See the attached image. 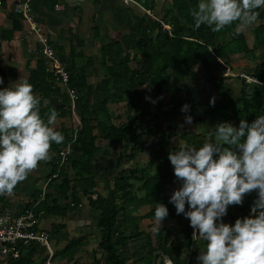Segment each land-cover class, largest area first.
I'll return each mask as SVG.
<instances>
[{"label":"trees","instance_id":"16d2710c","mask_svg":"<svg viewBox=\"0 0 264 264\" xmlns=\"http://www.w3.org/2000/svg\"><path fill=\"white\" fill-rule=\"evenodd\" d=\"M137 1L147 6V0ZM197 3L198 0H170V8L164 11L163 19L172 24V36L162 31L157 22L140 21L137 30L142 34L151 32L152 36L146 43L139 45L137 53L123 54L120 51L119 61L112 60V66L108 69V78L113 84L111 89L106 88L107 78L95 86L92 97L89 98V93L85 90L83 69H68L67 86L78 93L74 108L79 118L76 127L69 97L61 90L53 73L46 70L42 58L37 60L36 69L28 80L41 100V115L46 118L48 111L54 108L59 114L56 129L65 137L63 143L52 145V175L58 169L60 151L68 144L70 147L65 163L59 167L55 176L60 182L53 185L52 194H44L36 212L43 209L46 212L57 211L63 214L65 209L59 205L61 199L70 198L74 205L78 203L80 194L86 196L89 204L99 211L100 248L104 256L102 262L95 260L94 264H126L125 257L118 252L119 249L125 247L128 240L133 241L141 235L147 244L142 264H151L156 250H162L172 264H185L191 249L190 264H200L197 256L204 250L205 244L199 239L192 244V227L188 218L185 225H179L180 230L162 228L145 233L139 226L141 219L154 217V206L157 203L167 207L168 215L165 219H173L178 223L184 219L182 214L176 213L174 205L169 203L165 191V184L174 174L168 154L179 149V145L170 146V142H173L172 136L176 133L173 122L177 121L178 116H193V124L203 125L205 133L211 136L210 140H214L217 124L230 120L239 124L241 119L251 123L257 116L264 115V55L249 73L260 82L259 86L246 83L242 79L237 99L233 98L230 88L222 79L213 83L212 87L218 98L205 108H200L193 101L192 95L196 93V87L185 91L183 85L188 87L192 79L197 77V72L193 69L195 64L200 65L213 81L212 72L221 66L216 60L217 57L229 65L234 54L254 56L257 45L264 50V22L252 28L254 43L249 46L246 34L238 29V24L225 27L220 32L211 31L207 25L196 28L190 10ZM258 11L260 22L264 18V9ZM115 44L103 46L102 56L113 58L114 55L109 49ZM173 82L176 86L172 87ZM2 88L5 87L0 86ZM166 95L168 98L164 101ZM142 99L146 100L148 118L141 124L138 117L130 112L133 104ZM109 100L126 104L125 120L121 118V114L113 117L109 113ZM185 105L187 108L182 111ZM149 135L159 138L154 151L143 147ZM179 139L184 140L189 147L197 149L207 142L205 135L195 131L191 134L181 132ZM106 142L123 144L124 153L120 155V161L123 156L132 159L137 151H147L150 156L144 166L122 170L113 179V188L107 196L97 193V197L92 199L90 195L95 192L97 182L90 165ZM256 196L257 192L253 191L244 196L241 205H236L241 219L257 214H251L250 208ZM48 200L50 204L47 206ZM143 205L150 206V211L143 216L135 215ZM155 236L159 242L153 246ZM30 245L22 250L30 248ZM74 250L76 248L69 247L68 254ZM26 256L22 252L12 264H28L30 257ZM24 257L26 263H22ZM156 258L161 256L157 255ZM160 264H163L162 260Z\"/></svg>","mask_w":264,"mask_h":264},{"label":"crops","instance_id":"0c3cea01","mask_svg":"<svg viewBox=\"0 0 264 264\" xmlns=\"http://www.w3.org/2000/svg\"><path fill=\"white\" fill-rule=\"evenodd\" d=\"M17 1L19 0H0V78L3 80V84L0 86L2 87H12L13 83L19 79L28 81L30 75L32 76V71L36 69L37 60L42 58L44 61L39 51L36 34L29 31L22 18L12 11V6ZM31 5L41 33L48 38L67 69H83L85 90L91 98L95 86L103 83L109 77L108 69L109 66H112V60L119 61V52L122 51L123 54L137 53L139 45L146 43L152 36L151 32L142 34L137 30L140 21L150 20L149 10L162 16L164 11L170 8V0H147V6L137 0H128L127 3L123 0H31ZM263 22L264 18L256 24ZM112 43L119 44L112 45L109 49V52L111 51V54L114 55L113 58L103 57L102 47ZM252 44L248 42L249 46ZM258 48L261 49V46L257 45L255 51ZM258 51L261 52V50ZM240 54L242 55V53L232 55L231 59L241 56ZM255 63L247 70V73H250ZM197 66L200 65L195 64L193 69L195 70ZM45 67L49 71L46 63ZM243 67L232 70L230 64L223 63L217 71L212 72L211 76L227 82L228 75L239 77L240 72H245ZM198 74L197 72V76ZM203 74L206 75L204 71ZM222 74L224 75L222 76ZM220 75L224 78H221ZM58 85L62 91H65L62 83L58 82ZM112 85V80L108 78L106 88L111 89ZM226 86L231 88L227 84ZM194 94L200 98L198 89ZM209 94H212V97H218L214 91H209ZM143 102L146 104V100L142 99L133 104L132 108L135 109L139 103ZM125 110H127V106L124 102H108V111L113 117L121 114V118L125 120L126 114H122ZM130 113L138 117L133 109ZM57 122L58 120L54 125L55 128ZM231 122L228 123L231 124ZM145 140L147 141V139ZM146 141L143 143V147L149 148L152 144H147ZM100 150L90 167L97 182L95 192L102 196L108 195L113 188V179L122 170L142 167L150 156L147 151H137L132 159L123 156L120 161V155L124 153V146L119 142H106ZM126 151L129 153L128 149ZM53 157L52 152V158L47 162H41L38 168L17 186L12 196H1L0 213L3 211L22 213L42 194L53 193V185L60 182L58 177L52 176ZM57 170L59 167L55 172ZM49 204L50 200H48L47 206ZM59 205L60 208L65 209L63 214H59L57 211L46 212L43 209L39 211L36 229L48 233L47 243L46 245L32 243L30 248L22 250L25 255L30 257V261L27 263L94 264L95 260L102 262L104 254L100 248L99 211L89 204L86 196L81 194L78 203L73 205L69 198L61 199ZM150 209V206L143 205L139 207L135 215L143 216ZM149 219L143 218L139 221L140 230L145 233L162 228L170 229V225H166V220L173 222V219H164L162 222L164 225L153 228L147 224L148 221L155 222V219L152 221ZM181 226L177 225L175 230H180ZM157 241L159 242V240ZM157 241L155 242L153 239L152 245L154 246ZM69 247H74L76 250L68 254ZM146 247L144 236L141 235L133 241L128 240L125 247L120 248L118 252L125 257L126 263L142 264V257L146 256ZM26 257L23 258L22 263H26ZM160 260L164 264L163 257L156 258V264H160ZM13 262L14 259L0 255V264H12Z\"/></svg>","mask_w":264,"mask_h":264},{"label":"clouds","instance_id":"9594fccd","mask_svg":"<svg viewBox=\"0 0 264 264\" xmlns=\"http://www.w3.org/2000/svg\"><path fill=\"white\" fill-rule=\"evenodd\" d=\"M259 9H264V0H198L190 15L196 28L207 25L220 32L234 24L257 23ZM247 79L260 84L255 77ZM40 105L27 80L0 89V196H12L41 162L52 158V145L64 142L63 133L54 127L58 112L50 109L45 118ZM191 122L187 116L185 123ZM168 160L182 182L169 203L189 219L193 239L204 242L197 256L200 264H264V115L251 123L241 119L239 126L217 124L215 139L198 149L180 141ZM253 191L258 198L251 211L257 214L237 218L232 225L222 222L228 207L241 205ZM167 215L164 204L154 206L158 228Z\"/></svg>","mask_w":264,"mask_h":264},{"label":"built area","instance_id":"2783aa9c","mask_svg":"<svg viewBox=\"0 0 264 264\" xmlns=\"http://www.w3.org/2000/svg\"><path fill=\"white\" fill-rule=\"evenodd\" d=\"M125 3L128 0H123ZM14 14L19 15L27 24L29 31L36 34L39 51L42 55L49 70L53 73L56 79L65 87V92L69 97L70 110L75 119L76 126L79 124V118L75 114V102L78 93L74 88L68 87L69 73L63 60L58 56L56 50L50 44L48 38L44 36L35 20L31 0H19L12 6ZM149 19L152 22L159 23L162 31L172 36V24L170 21L163 19V15L159 16L152 10L148 12ZM216 60L223 64L222 60L217 57ZM239 77H242L246 83H251L247 78L251 75L246 72H240ZM70 152L69 144L65 149L60 151V161L58 167L65 163L66 156ZM58 172V171H57ZM57 172L52 176L55 177ZM44 194L35 199L33 203L22 213H13L3 211L0 213V255L11 259H18L21 255L23 247H27L32 243L38 245H46L48 233L43 230L36 229L38 222L39 211L36 212L38 203L42 200ZM91 198L97 197L96 192L91 193Z\"/></svg>","mask_w":264,"mask_h":264},{"label":"rangeland","instance_id":"374dc122","mask_svg":"<svg viewBox=\"0 0 264 264\" xmlns=\"http://www.w3.org/2000/svg\"><path fill=\"white\" fill-rule=\"evenodd\" d=\"M255 25H256V23L253 24V25H251V26H247V27L238 26V29L239 30H242L243 33H246L247 40H248V42L250 44L253 43L252 28ZM258 50H261V52L258 51ZM258 50L255 51V55L254 56L245 55V54H242L241 55L240 54L241 56H236L235 58H233L232 61H231V63H230L231 69L232 70H237V69L242 68L244 66L243 67V70L245 69V72L247 73V70H249L254 65L255 62L260 61L261 58L264 55V52H263L264 50L262 48L261 49L258 48ZM195 70H196V72L199 73L198 76H197V78L196 79H192L193 81H191L192 83L190 82L188 84V87H185V85H183V86L185 88V91L190 90L191 87H196L197 86V89L200 92V98L199 97H196V94H194V95H192L193 101L196 104H198L200 108H205L209 104H211L214 100H216V96L213 94V96H215V97H212L211 96L212 94L210 95L209 94V91L210 92L213 91V89H212L213 83L217 82L218 81V78L217 77H214V80L213 81H210L208 79L209 76L203 74L204 69H202L201 66H197L195 68ZM224 72H225V70H224ZM215 75L218 76V74H216V73H215ZM223 75L224 74H222V76ZM222 76H221V78H224ZM226 78L228 79V81L227 82L224 81V83H226L228 86L231 87L230 88L231 95L233 96V98H236V99L239 98V93H240L239 91H240V87H241V80L243 78L242 77H237V76H230V75H228ZM193 85H195V86H193ZM171 86L172 87L173 86H176V83L173 82L171 84ZM165 97L166 98L164 99V101L168 98V95H166ZM139 106H141V107L138 108ZM132 109H133V112L138 116L139 122L141 124L143 122H145V120L148 118V116H147V106H145L144 102L141 103V104L139 103L138 106L135 109L131 107V110ZM125 112H126V110L122 114L124 115ZM186 117L187 116H185V117L178 116L177 121L173 122V127L176 129V133L172 136L173 142H170V145H180V141L185 142L184 140L179 139V134L181 132H184V131L185 132H188L189 134H191V132H193V131H198L200 134L205 135L206 140L209 141L210 138H211V136L209 134L205 133L204 126L203 125L196 126V125L193 124V122H191V124L185 123V118ZM190 117H191V120H192V117L193 116H190ZM230 121H232V120H230ZM231 124L233 126H239V124L235 123L234 121H232ZM208 129H210V128H208ZM146 139H147V141H146L147 144L148 143L152 144L151 146H149V149H152L154 151V149H155V147H156V145H157V143L159 141L158 140L159 139L158 136H150L149 135V136L146 137ZM213 139H215V136H214ZM177 140H179V141H177ZM172 178L170 180H168L167 183L165 184V191H166V194L168 195V198L169 199H170L172 193L175 190H177L181 186V183H182L180 180H177L176 179V177L174 176V174H173V177ZM237 209H238V207L236 205L229 206L228 209H227V214L222 217V222L227 223L229 225L234 224L235 220L237 218H240ZM188 210L189 209H188L187 204H186L185 205V211H188ZM183 217H184V219L181 222H179V223L178 222H175L174 220H173V222H170L169 220H166L167 221L166 222V225H170V228H176L177 225H185V222H186V219L187 218L184 215H183ZM152 218H150L149 220L152 221L153 219H155V218H153V219ZM162 222H161V225H164V224H162ZM147 225H150V227L152 226L153 228L155 226H158L156 224V222H149V221H148V224ZM154 240L156 242L158 240V237L155 236L154 237ZM126 264H130V263H126Z\"/></svg>","mask_w":264,"mask_h":264},{"label":"water","instance_id":"95a60500","mask_svg":"<svg viewBox=\"0 0 264 264\" xmlns=\"http://www.w3.org/2000/svg\"><path fill=\"white\" fill-rule=\"evenodd\" d=\"M258 198V195L256 196V198L253 200V202L251 203V206L250 208L252 209L254 206H255V202ZM251 214H253V212H251ZM252 216V215H251ZM193 228H192V244H194V239H193ZM161 255V257H163L164 259V264H172V261L171 259L164 254V252L162 250H156L154 253H153V257H152V260H151V264H156V255ZM192 258V249L188 252V256H187V259H186V263L185 264H190V260Z\"/></svg>","mask_w":264,"mask_h":264}]
</instances>
